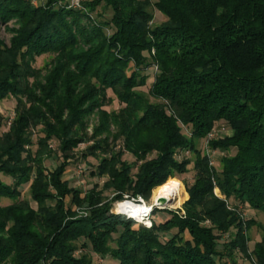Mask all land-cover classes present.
<instances>
[{
  "label": "trees",
  "instance_id": "obj_1",
  "mask_svg": "<svg viewBox=\"0 0 264 264\" xmlns=\"http://www.w3.org/2000/svg\"><path fill=\"white\" fill-rule=\"evenodd\" d=\"M81 5L0 0V23L11 35L8 43L0 38V102L16 101L0 134V264H94L92 254L116 264H236L238 252L264 264V234L249 250L254 220L238 211L247 204L264 213V0ZM153 10L166 20L154 23ZM43 54L51 55L45 73L32 64ZM155 66L145 93L146 70ZM107 90L122 104L117 111L103 108ZM221 122L231 134L206 142L226 152L214 167L198 142ZM51 141L61 161L48 169ZM81 143L82 155L98 160L91 175L105 178L100 188L63 178ZM185 151L194 153L195 174L184 184L183 214L154 208L169 217L146 227L111 212L125 194L148 199L186 174L190 159L178 157ZM25 184L29 199L21 197Z\"/></svg>",
  "mask_w": 264,
  "mask_h": 264
},
{
  "label": "rangeland",
  "instance_id": "obj_2",
  "mask_svg": "<svg viewBox=\"0 0 264 264\" xmlns=\"http://www.w3.org/2000/svg\"><path fill=\"white\" fill-rule=\"evenodd\" d=\"M101 11H102L101 7H97L96 13H100ZM153 14H154L153 22L156 24L166 20V17L157 10H153ZM93 15H95V13H93ZM105 15L108 17L109 13H106ZM9 25H11V24H9ZM10 36H11L10 33L5 29V26L0 23V38L5 43H8ZM50 59H51V55L43 54L40 56H36L35 59L33 60L32 64L35 68L41 69L42 73H45V68H47L46 66L48 65ZM146 72L148 74V79L146 81L145 86L141 87V90L144 91L145 93L148 91L149 87L152 84L154 75L156 73V69L154 67H149L146 70ZM107 95L111 98V101L107 105H105L103 108L106 109L107 111H117L122 106V104L117 100V98L113 95V93L110 90H107ZM149 98L151 101H154V99L152 97H149ZM15 103H16V101L12 96L7 97L6 99H4L0 102V114L3 117L1 125H0V134L7 131L8 127H9V123L14 116ZM97 121H98V115H96L95 113L92 114L88 118V133L89 134H91L92 128L96 124ZM111 129H112V131H114V128L112 126H111ZM183 130L186 134L189 133L188 129L187 130L183 129ZM229 134H231V130H230L228 124H226L225 122H221V123H218L216 125V127L213 128V130L209 133V135H212V136L208 135L205 139H201L198 142V148L200 150H204L206 153L209 154L210 159H211V163L214 167H220V157L223 154H225L226 152L220 151L218 149L212 150V149L208 148L207 143H206L207 139H209V137L221 138V137H223L225 135H229ZM37 135H38V132H37V130H35L34 134H33L34 141L36 140ZM118 143L120 144V141ZM50 146L55 151V154L45 161V165L48 169H53L54 167H56L60 163L61 158L59 156V153H57V141H51ZM85 146H86L85 143H81L75 149H73L72 156H70L67 160V161H69V164L66 168L65 173L63 174V178L68 180L69 185L71 187L81 188L82 190L89 189L94 184H98V187L100 188L102 186V183L104 182L105 178L104 177L99 178V177L91 175V171L93 169H95L96 165L98 164V160L94 157H91V156L84 157L82 155V152H83ZM35 149H36V145L34 144L32 146V150L34 151ZM183 155H185L187 158L190 159V164L188 165L189 171L186 174L177 175L176 177L172 178V180L176 184H179L182 186L183 191L185 192V197H184L183 201L180 203V205L175 206V207H172V205H175V204H168V203H167V205H164L163 207H153V205H152L153 200H151V199H152L153 190L158 187V186H156L155 188L152 189L151 194H150L148 199H144L142 197L146 204L152 205V207H153L152 209H154V208H157V210H165V209L175 210V209H178L179 212L181 214H183L182 204L188 198V193L186 192L184 184L186 182H188V183L192 182L194 174H195V171L193 169L194 158H195L194 153L189 152V151H185L184 153H182V152L178 153V157H182ZM123 159H125L129 162L134 161V157H132V155L129 154L128 152L124 153ZM3 179L6 182H10V180L7 178H3ZM214 191L218 196H221L219 194V191L217 188H215ZM104 195L110 197L112 194L110 191H105ZM124 196H127V195L125 194ZM21 197L29 199L28 184L21 186ZM125 199L126 198H124L120 201H116V200L113 201L111 212L121 213V212H118L115 210V205H116V202H122ZM127 199L129 200L131 198H127ZM66 201H67V203H70L69 197L66 198ZM10 202H11V200H9V199H2L1 200L2 205L8 204ZM230 203H232V201H230ZM31 204L33 206H35V203L31 202ZM152 209H151V211H152ZM238 211L244 219H253L254 220V224L247 231V235H248V239H249L248 240V249L251 250L253 247V244L255 242L259 241L262 234H264V213L257 211V210H254V209H251L247 204L239 205ZM121 214H123V213H121ZM126 217H128V216H126ZM166 217H169V214L167 212L156 211V213L154 212V213L149 215L148 221L151 222V219H153V218L154 219L158 218L160 220H163ZM128 218H131V217H128ZM134 220L137 221L135 226H137L139 223L144 224L143 223L144 220H142V219L135 218ZM145 221H147V220H145ZM144 225L146 227H150L146 224H144ZM234 231H235L234 229H231L232 233ZM228 237H229L228 233L224 234L223 237L221 238L220 242L227 241ZM92 257L94 259V264H116L117 263V261H115L114 259H110L109 257H101V256L95 255V254H92ZM236 261H237L236 264H249V261L244 256H242V254H240L239 252L237 253Z\"/></svg>",
  "mask_w": 264,
  "mask_h": 264
},
{
  "label": "bare ground",
  "instance_id": "obj_3",
  "mask_svg": "<svg viewBox=\"0 0 264 264\" xmlns=\"http://www.w3.org/2000/svg\"><path fill=\"white\" fill-rule=\"evenodd\" d=\"M185 197V192L181 185L176 184L174 181H169L162 184L153 190L152 205L153 207H163L168 204L180 203ZM159 198H164L165 203H160ZM150 204L131 201L125 199L122 202H116L115 210L121 213H125L130 217L141 219L153 207Z\"/></svg>",
  "mask_w": 264,
  "mask_h": 264
},
{
  "label": "built area",
  "instance_id": "obj_4",
  "mask_svg": "<svg viewBox=\"0 0 264 264\" xmlns=\"http://www.w3.org/2000/svg\"><path fill=\"white\" fill-rule=\"evenodd\" d=\"M31 2L33 3V4H35V5H38V4H40V3H42L43 2V0H31ZM69 6L70 7H73V8H81L82 7V5H81V0H69ZM155 69H156V66L154 67ZM209 136H212V135H209ZM210 138H212V137H209V139ZM126 197V199H127V196H125ZM128 200V199H127ZM129 200H131V201H136V202H141V203H144V200H143V198L141 197V196H138L137 198H131V199H129ZM121 214V213H120ZM123 214H125V213H123ZM151 214V210H149L146 214H144L143 216H142V220H144L143 221V223L144 224H146V225H148V226H150V224H151V222L150 221H148V218H149V215ZM126 216H128L127 214H125ZM128 217H130V216H128ZM131 218H133V219H135V217H131ZM145 220H147V221H145Z\"/></svg>",
  "mask_w": 264,
  "mask_h": 264
},
{
  "label": "water",
  "instance_id": "obj_5",
  "mask_svg": "<svg viewBox=\"0 0 264 264\" xmlns=\"http://www.w3.org/2000/svg\"><path fill=\"white\" fill-rule=\"evenodd\" d=\"M159 202L160 203H165V199L164 198H159ZM155 207H157V206H155Z\"/></svg>",
  "mask_w": 264,
  "mask_h": 264
}]
</instances>
